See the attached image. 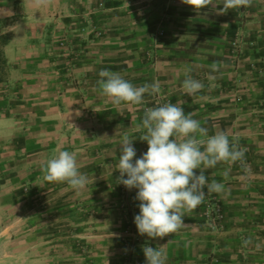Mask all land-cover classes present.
I'll list each match as a JSON object with an SVG mask.
<instances>
[{
    "label": "crops",
    "instance_id": "1",
    "mask_svg": "<svg viewBox=\"0 0 264 264\" xmlns=\"http://www.w3.org/2000/svg\"><path fill=\"white\" fill-rule=\"evenodd\" d=\"M40 1H61L65 8L68 5L69 11L71 6L85 10L91 4L103 2L106 8L99 12V19L116 35L118 28L112 24L113 12L126 6L131 21L141 23V29L132 31V36L142 34L143 44L156 37V50L148 48L149 52L157 53L156 67H142L140 75L126 76L127 67L137 64L136 59L127 54L121 56L124 57L121 62L114 60L116 65L103 62L101 70L110 65V71L115 72L116 67V73L135 86L159 82L161 93L171 98L173 104L182 106L185 114L191 113L193 119L208 129L209 135L223 131L230 140L234 138L238 148L245 150L247 172L239 161L231 166L221 163L206 170L209 181L223 183L224 191L206 194L198 208L184 217L185 224L177 233L155 239L146 236L147 245L162 248L167 264H264V0H252L250 6L224 14L218 12L222 4L197 9L183 0ZM74 15L70 12L66 15V24L71 26L79 20L82 22L79 31L83 29L86 33L88 16L85 13L81 18ZM133 26L138 27L133 24L129 28ZM239 30H244L254 45L245 44L238 64L232 65L227 55ZM117 38L114 36L111 40ZM130 40L135 41V38ZM108 45L114 47L115 44H102L103 50L108 49ZM124 46L127 48H122ZM124 46L120 49L134 48L129 42ZM213 65L216 71L212 70ZM189 68L191 76L204 84V88L191 97L182 88L184 73ZM88 93L66 90L54 94L57 107L48 109L47 113L49 117L52 115L48 117L52 132L46 138L42 134L38 136L36 142L39 140L42 144L32 146L35 147L31 151L32 158L42 156L34 167L37 174L46 158L68 150L77 154L80 171L89 178L88 185L80 192L66 183L48 181L59 201L38 209L48 214L36 222L34 228L37 226L43 236L31 246L42 244L40 258L47 259V264H125L131 257L127 255L126 241L120 237L123 225L129 224L122 220L119 200L114 199V194H119L120 173L115 169L120 155L118 140L127 132L135 138L137 156L147 150V142L139 136L145 132L142 118L151 96L145 94V102L140 106L113 105L100 89L93 96ZM17 115L13 110L6 128L0 119V128L7 132L0 135V143L20 130L21 121L14 118ZM40 115H43L41 121H35L34 127L47 120L46 114L40 112ZM229 168V174L224 176ZM194 171L199 174L198 169ZM44 172L45 168L39 181L46 180ZM136 191L128 189L137 214ZM64 197L68 199L67 204L61 203ZM210 201L224 206L226 218L221 230H213L207 222ZM81 209L84 212H80ZM144 246H135L131 252L132 258L140 264H145Z\"/></svg>",
    "mask_w": 264,
    "mask_h": 264
},
{
    "label": "rangeland",
    "instance_id": "2",
    "mask_svg": "<svg viewBox=\"0 0 264 264\" xmlns=\"http://www.w3.org/2000/svg\"><path fill=\"white\" fill-rule=\"evenodd\" d=\"M101 3L91 4L85 10H77V6H71L72 10L69 11L68 5L65 8L61 1L47 3L40 0H0V38L6 42L4 51L9 63L0 81V119L3 121V128H6V122L11 118L9 115L16 110L18 115L14 118L21 121L20 130L12 138L9 137V140L0 143V264L48 262L47 259L40 258L42 244L31 247L43 236L36 229L38 227L34 226L48 214L38 209L46 203H58L59 200L48 181L43 178L39 181L43 176L44 165L38 174L34 167L42 156L32 158L31 151L35 150L32 146L42 144L39 140L36 142L38 136L42 134L46 138L52 132L49 125L52 115L49 117L47 113L48 109L57 107V99L53 100L54 94L66 90L94 94L100 89L98 80L101 79L99 72L103 62H106L105 65L111 62L116 65L114 60L121 62L124 59L121 56L127 54L132 59L135 58L137 64L127 67L126 76L140 75L142 67H156L157 53L148 50L150 46L152 50H156V37H152L150 43L143 44L142 34L135 32L132 36V31L141 29V23L139 20L131 21L126 6L113 12L112 24L118 28V35L115 31L112 34V29L104 26L105 23L99 19V12L106 8ZM69 12L79 16L78 18H81L82 13L88 16L86 33H83V29L79 31L78 26L82 25L79 20L71 26L66 24L65 17ZM133 24L140 28H129ZM114 36L118 37L117 40H111ZM132 37L135 41L130 40ZM127 42L134 48L120 49ZM106 43L115 45H108L106 51L102 47ZM117 44L119 45L115 47ZM80 49L84 50L83 53ZM105 69L112 68L109 65ZM113 69L116 72V67ZM149 100L150 108L156 106L152 96ZM40 112L46 114L47 120L34 127L35 121H41L40 116L43 115ZM73 114L76 115L74 112ZM3 133L7 132L0 128V135ZM239 163L247 172L248 162L243 160ZM117 188L119 194H114V199L118 198V212L128 224V207L133 208L131 195L119 183V179ZM63 202L67 204L68 199L64 197L61 203ZM80 212L84 211L81 209ZM127 228L126 225L122 227L120 237L123 240ZM32 235H35L33 240ZM61 261L62 259L59 260L60 263Z\"/></svg>",
    "mask_w": 264,
    "mask_h": 264
},
{
    "label": "clouds",
    "instance_id": "3",
    "mask_svg": "<svg viewBox=\"0 0 264 264\" xmlns=\"http://www.w3.org/2000/svg\"><path fill=\"white\" fill-rule=\"evenodd\" d=\"M200 9L210 4H222L221 14L229 10L250 6L252 0H183ZM213 71H216L213 65ZM191 69L184 73L182 88L188 96L199 93L204 84L191 76ZM98 85L101 93L109 97L113 105L128 103L143 105L145 94L160 95L159 82L135 86L119 73L108 69L99 72ZM144 134L139 136L147 142V150L137 156L133 138L127 132L120 135L119 183L127 189H136L135 199L139 211L133 222L138 234L148 238H163L177 233L184 226V217L198 208L205 195L220 194L225 185L209 181L206 170L225 163L231 166L245 158V150L238 148L234 138L221 131L209 135L208 129L185 114L182 106L171 102L144 109L142 118ZM77 154L61 150L45 164V179L62 182L80 192L89 183L88 176L80 171ZM199 170L197 174L194 170ZM230 168L223 173L229 174ZM206 188V191H205ZM145 264H167L162 248L145 245Z\"/></svg>",
    "mask_w": 264,
    "mask_h": 264
},
{
    "label": "built area",
    "instance_id": "4",
    "mask_svg": "<svg viewBox=\"0 0 264 264\" xmlns=\"http://www.w3.org/2000/svg\"><path fill=\"white\" fill-rule=\"evenodd\" d=\"M241 10V9H239ZM249 44L250 46L254 45V42L252 40H249V36L247 33L244 32V30H239L236 34V37L231 41L230 43V53L227 55L232 63L238 64L239 57L243 51L244 45ZM65 43H62V46H64ZM149 55H151L149 53ZM154 99L156 105L161 103H168L171 102V100L167 97H165L162 93L160 95H151ZM172 103V102H171ZM146 108H150L149 106ZM129 210V217H128V228L126 230V234L124 237V240L126 241L128 245V256H131L125 264H140V261L133 259L131 252L133 251L135 246H138L140 244H147V238L145 236H141L138 234L136 225L133 222L134 215L136 214L132 206L128 207ZM226 218V212L224 209V206L220 202H212L208 204L207 210H206V219L208 224L213 230H221L224 225V220Z\"/></svg>",
    "mask_w": 264,
    "mask_h": 264
},
{
    "label": "trees",
    "instance_id": "5",
    "mask_svg": "<svg viewBox=\"0 0 264 264\" xmlns=\"http://www.w3.org/2000/svg\"><path fill=\"white\" fill-rule=\"evenodd\" d=\"M5 41L0 38V81L2 80L7 68H8V59L5 55L4 45Z\"/></svg>",
    "mask_w": 264,
    "mask_h": 264
}]
</instances>
